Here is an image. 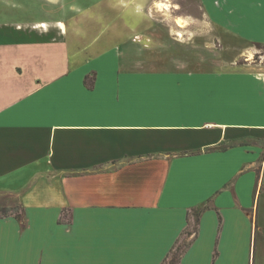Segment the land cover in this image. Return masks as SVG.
<instances>
[{
  "label": "crops",
  "instance_id": "0c3cea01",
  "mask_svg": "<svg viewBox=\"0 0 264 264\" xmlns=\"http://www.w3.org/2000/svg\"><path fill=\"white\" fill-rule=\"evenodd\" d=\"M163 1L0 0V264H264V0Z\"/></svg>",
  "mask_w": 264,
  "mask_h": 264
},
{
  "label": "rangeland",
  "instance_id": "374dc122",
  "mask_svg": "<svg viewBox=\"0 0 264 264\" xmlns=\"http://www.w3.org/2000/svg\"><path fill=\"white\" fill-rule=\"evenodd\" d=\"M164 3H160L159 5V11L161 12V17H165L164 19H172V16H174L177 19V24L182 25L184 27L191 26L193 30L196 29V26L198 23L194 21L192 18L200 17L201 18V9L200 4L197 0H164ZM166 23V22H165ZM206 33L207 36L211 37L210 27L206 26ZM213 38V37H212ZM210 40V39H208ZM190 42V41H189ZM161 43L164 46L174 45L178 50L175 54L176 62L179 63L177 66H181L182 61H193L201 59L203 62H206L208 69H217L220 67V63L224 62L223 56L215 54L212 52L213 50H208L206 54H189V53H182V50H180V47L183 45H194V39L188 43L185 39L182 38L181 34L173 33L171 39H162ZM161 44V45H162ZM261 46H255L253 45L246 54L241 56L239 60H237L236 63H234V66L237 67V65H241L244 68H247V66H256L259 69L264 67V45L260 44ZM162 59H166L167 54L163 53L160 55ZM225 57V56H224ZM251 68V67H249ZM168 69L167 67L160 68L159 71ZM262 203L264 205V197L262 198Z\"/></svg>",
  "mask_w": 264,
  "mask_h": 264
},
{
  "label": "trees",
  "instance_id": "16d2710c",
  "mask_svg": "<svg viewBox=\"0 0 264 264\" xmlns=\"http://www.w3.org/2000/svg\"><path fill=\"white\" fill-rule=\"evenodd\" d=\"M256 46L258 47L261 45L257 44ZM204 211L205 208H195L188 212V227L162 264H181L183 256L193 242V240H189L190 236L198 233L200 218ZM9 216H15L22 224H24V213L21 212L19 208H0L1 218Z\"/></svg>",
  "mask_w": 264,
  "mask_h": 264
}]
</instances>
